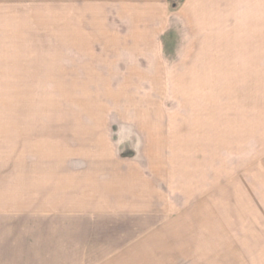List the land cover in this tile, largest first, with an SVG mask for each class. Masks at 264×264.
Listing matches in <instances>:
<instances>
[{
	"label": "rangeland",
	"instance_id": "1",
	"mask_svg": "<svg viewBox=\"0 0 264 264\" xmlns=\"http://www.w3.org/2000/svg\"><path fill=\"white\" fill-rule=\"evenodd\" d=\"M208 1L0 0V264H264V0Z\"/></svg>",
	"mask_w": 264,
	"mask_h": 264
},
{
	"label": "crops",
	"instance_id": "2",
	"mask_svg": "<svg viewBox=\"0 0 264 264\" xmlns=\"http://www.w3.org/2000/svg\"><path fill=\"white\" fill-rule=\"evenodd\" d=\"M228 1H230V3H235V4L237 3V0H228ZM221 2H224V0H221ZM189 3L192 4L195 8L200 9L199 11H202L203 9L201 8H205L206 7L205 4L211 2H209L208 0H189Z\"/></svg>",
	"mask_w": 264,
	"mask_h": 264
}]
</instances>
